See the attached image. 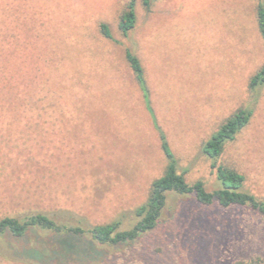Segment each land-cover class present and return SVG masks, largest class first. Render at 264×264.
<instances>
[{"label": "rangeland", "instance_id": "1", "mask_svg": "<svg viewBox=\"0 0 264 264\" xmlns=\"http://www.w3.org/2000/svg\"><path fill=\"white\" fill-rule=\"evenodd\" d=\"M264 0H158L136 4V23L117 27L126 0H0V218L44 213L83 226L122 220L148 196L167 158L126 60L143 67L150 105L178 171L219 188L201 145L237 108L248 123L217 164L244 176L264 201V62L256 6ZM109 27L112 38L101 34ZM30 230L0 235V264H233L264 257V219L248 207L202 206L169 195L157 226L132 242L63 247Z\"/></svg>", "mask_w": 264, "mask_h": 264}, {"label": "trees", "instance_id": "2", "mask_svg": "<svg viewBox=\"0 0 264 264\" xmlns=\"http://www.w3.org/2000/svg\"><path fill=\"white\" fill-rule=\"evenodd\" d=\"M158 0H140L145 9H150L151 3ZM138 0H126L119 13L117 27L122 35H126L136 23V4ZM257 27L264 47V4L259 1L256 6ZM101 34L111 39L109 27L100 24ZM128 61L154 127L159 133L160 145L167 158L163 173L155 178L149 188L147 199L134 209V216L138 220L129 228H122V220L115 219L103 224L83 226L60 222L44 213H33L21 218L5 216L0 218V235L8 234L15 238H23L30 230H41L57 236L56 241L63 247L72 248L73 240L87 236L98 245H114L132 242L141 235L152 231L158 224L169 195H192L202 206L214 203L221 208L248 207L258 212L264 219V201L253 194L242 190L244 176L232 167L217 164L224 145L232 140L249 121L251 109L237 108L201 145L202 153L211 159V167L215 168L219 188L207 191L204 183L197 180L189 184L178 171L177 161L169 148L164 132L157 125L156 117L149 101V93L144 79V71L139 58L130 50L125 51ZM264 85V62L250 77V90ZM233 264H264V257L255 256L248 260L238 259Z\"/></svg>", "mask_w": 264, "mask_h": 264}]
</instances>
